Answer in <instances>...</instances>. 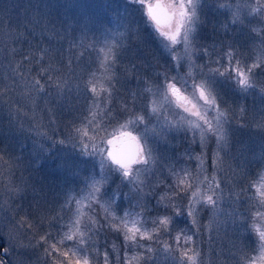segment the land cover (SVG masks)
<instances>
[{"label": "snow or ice", "instance_id": "6c2138e0", "mask_svg": "<svg viewBox=\"0 0 264 264\" xmlns=\"http://www.w3.org/2000/svg\"><path fill=\"white\" fill-rule=\"evenodd\" d=\"M127 2L130 6H139L145 27L156 34L162 47L172 55L177 67L180 66L181 60L187 59V73L184 76L160 73L162 76L160 83L143 89L150 97L147 104L148 114L145 115L143 111L135 109L137 93H132L131 107L127 102L121 103L120 110L128 113L127 118L118 126H112L111 121L115 117L111 105L118 83L116 65L119 62V49L124 45L122 41L115 39L110 43L106 42L99 49L98 69L90 72L88 79L84 81V90L91 94L92 99L87 115L83 116L79 123L69 122L65 126L66 131L61 133V138L55 139L57 128L52 127L56 124L52 110L47 109L49 118L45 124L43 116L38 112V100L53 87L58 96H63L65 91H72L69 87L72 61L68 60L66 76L51 61L44 63L45 58L50 55L48 49H40L31 54L19 53L21 59L15 63L10 61L8 64L10 74L5 72L0 75V106L6 105L10 115L15 113L17 119L21 114L27 116L28 112H25L24 108L26 105L30 106L29 111L34 123L28 131L40 137L41 141H52L54 145H70L74 149L79 148L82 155L98 157L101 174L99 178H91L87 190H82L79 197L69 196L66 199L61 206V212L64 208L69 209L71 214L67 220L59 214L51 218L39 215L41 208L39 200L36 201L38 219L27 213L18 215V209L13 208L12 200L25 189L13 181L15 168L18 167L14 158L0 149V226L8 220L10 239L16 241V246L21 250V257L27 250L41 247L48 264H99L95 237L104 228L123 237L124 254L121 264H154L159 252H163L172 264H218L211 258L212 250L208 253V258H204L196 237L200 235L202 228L209 234L218 230L221 222L217 217L222 211L219 204L225 198L222 183H225L232 185L229 188V195L234 197L236 203L245 198L249 189H254L252 197L248 199L252 221L248 228L256 235L255 248L249 251L248 245L233 243L234 250L230 251L231 264H264V170L248 185L240 186L239 191H234L235 177L239 174L230 165L227 170L225 169V159L221 153H226L231 145V125L235 123L238 128L248 126V109L243 105L237 107L228 105L219 91L221 80H226L234 83L241 93L258 91L264 97V86L256 81V70L264 69V0H216L218 9L230 13L232 25L244 24L247 17L260 18V27L251 29L261 41V47L256 51L251 63H248L244 55L231 45L216 60H211L212 53L207 48L197 49L196 36L203 24L201 10L204 0H127ZM3 4L4 0H0V5ZM24 12V19L17 20L15 25L11 22L7 9L0 14V32L11 44L16 43L19 37L24 35L19 29L23 28L30 35L44 19L42 13H33L29 16L28 9ZM5 17H8L7 23ZM134 23V20L130 21V24ZM223 27L227 29L228 25ZM120 35L123 36V33ZM177 45L182 46V54L177 53ZM4 47L7 48L10 57L14 58L18 54L17 49L9 43L6 42ZM197 51H203L204 55L210 58L209 64L195 63L193 55ZM79 55L82 56L83 52ZM212 64L216 66H210ZM0 67H3L2 61ZM135 67L133 64L131 69L126 68L125 71H131ZM76 88L79 89L78 84ZM151 116H156L158 122L161 117L163 118L159 131L155 126L150 129L154 136H161L166 130L192 134L191 143H199L201 151L196 154L186 152V155L189 160L197 161L196 169L193 171L187 167L179 169L170 167L168 177L171 178V183L157 181L152 185L154 189L163 186L157 203L163 205L165 210L171 209L172 215H158L149 220L145 218L146 209L139 203L137 204L141 209L139 212L125 210L122 216L117 215L113 207L117 197L104 200L102 189L112 173H118L121 182L126 181L137 194L143 193L149 186L147 178L153 174L159 161L155 149L147 139L149 129L146 120ZM251 121L254 128L264 132V109L254 112ZM141 125L145 126L144 133L134 135L133 130ZM49 129L52 135L49 134ZM213 140L215 142L211 156L213 172L209 176L205 167L206 149L208 143ZM37 149L38 153L49 150L43 142L37 145ZM229 171L232 173L231 177H228ZM217 172H225V177H218ZM5 193L8 194V198H4ZM185 199L186 204L183 203ZM203 208L210 209L213 215L209 223L202 226L199 216ZM7 212L11 215L5 216ZM184 213L195 231L180 229L173 234V216ZM226 215L233 218L232 222L235 223L234 218L238 213L233 209ZM45 219H49V222L56 219L64 222L61 230L55 235L47 231L40 234L37 239L38 229ZM209 239L211 240V235ZM153 244L158 247L154 248ZM0 248L4 252L9 251L8 248H3L2 241ZM112 250L117 253V261H121L115 243ZM102 255L103 264H112L107 250ZM0 264L3 262L0 261ZM21 264H24L23 259Z\"/></svg>", "mask_w": 264, "mask_h": 264}, {"label": "rangeland", "instance_id": "374dc122", "mask_svg": "<svg viewBox=\"0 0 264 264\" xmlns=\"http://www.w3.org/2000/svg\"><path fill=\"white\" fill-rule=\"evenodd\" d=\"M30 5H38L39 7H30ZM4 9H7L8 16L11 18L13 25L16 24L15 22H17V20L24 19L25 9H30L28 10L30 16L33 13H43L44 21L42 22L46 23L47 14H49L52 9L54 13L50 16L57 15L60 19V21L52 25L54 28H58L56 32L60 40L57 38L58 40H55L57 42L56 44L62 41V37L65 33L69 32L73 37L78 36L77 38L81 39L82 42L87 40L88 35H86V33L92 34V32L97 31V28L99 31L103 29V16L105 15L107 19L109 13L111 19L113 18L115 22L119 21V24L116 23L118 31L124 34L126 33L127 37L133 25H135L130 24L129 18L139 15L140 19L143 20L139 6H130L127 0H31L30 2L29 0H4V4L0 5V14H2ZM125 11L126 14L129 15V18L128 15L124 18L125 14L123 12ZM55 16L53 18H55ZM14 19L16 20L14 21ZM201 19L203 24L199 27L196 36L197 49L207 48L209 52L212 53L211 60H216L217 57L222 56L223 52L227 51L229 45H231L233 48L237 49L239 53L244 55L248 63H251L256 55V51L261 47L260 38L251 31L252 28L260 27L259 17H247L244 24L232 25L230 23V13L223 9H218L216 0H204V6L201 10ZM7 20L8 17H5L6 23ZM113 22L112 20V23ZM226 24L228 25L227 29L223 27ZM43 25L45 26V24L41 23V26ZM29 28H31V26H29ZM39 28L40 26H37L31 31L30 35L23 28L19 29L24 35L20 36L17 40L19 42L14 44H11L8 38L0 32V61L3 62V67H0V75L5 72L10 74L11 71V69L8 68L10 60L7 59L9 55L7 48L4 47L5 43L7 42L10 46L15 47L17 52L21 53L22 50L24 52L22 45H19L21 44L20 42L26 39H34ZM67 29L69 31H67ZM61 31L64 32V34ZM76 31L79 33L73 35ZM150 34H152L153 37L148 38L149 42L143 41L139 43L140 48L135 50L131 49L132 55L129 56L130 59L136 61L137 65L135 71L137 73V81L134 87H132V93H137L135 109L137 111H143L145 115L148 114L147 104L150 97L143 89L149 85L160 83L162 81V76L159 75L160 73L167 72L169 76H184L188 71L187 59L181 60L180 66L177 67L176 62L172 59V55L162 47L160 39L157 38L156 34L152 30ZM147 37L148 36L144 38ZM97 38L95 37L91 41L87 40L89 48L82 56L79 55L82 52L80 49V52H73L71 49L72 46H70L71 48L67 46L64 49L65 54H63L64 56L62 55L64 65L67 66L69 59L72 61V73L69 79V87L72 91H65L64 95L59 97L56 93V89L51 95L47 93L42 95V98L38 100V112L40 116H43V122L45 124H47L49 118L47 109L52 110V115L58 125L57 120L61 121L62 119L64 121L66 118L57 117L55 106H73L77 102V99L81 98L82 100L84 96L89 94V92L84 90V81L87 80L85 76L87 75L88 77L86 67L89 64L90 67L93 63L92 58L99 55V50L95 48L104 46L102 45V40L107 41V39L104 38ZM113 38H115V34L110 33L108 36L109 42H111ZM159 48L160 54L158 55ZM127 50L125 49V54ZM146 50H148V57L144 58V56H146ZM57 51H59V49H57ZM176 51L178 54H182V46L177 45ZM91 53L93 55L92 57L90 56ZM78 56L79 59H77ZM62 58L61 60H57L56 58L53 63L56 64L57 67L63 65ZM209 59L208 56L204 55L203 51H197L193 55V60L198 65L209 64ZM210 66L215 67L216 65L212 64ZM62 69L66 71L65 75H68V68ZM205 71H207V69H205ZM256 81L259 85L264 86V69L256 70ZM77 84L79 85V89L76 88ZM120 84L125 83L122 82ZM117 91L115 93L116 96L120 94ZM219 91L228 105L232 107L243 105L248 109V126L238 128L237 125L233 123L231 125V145L226 153H221L225 159V169L227 170L230 165L239 174L235 177L236 187L234 189V191H239L240 186L248 185V183L254 180L257 174L264 169V132L254 128L251 121L254 112L264 109V97H262L258 91H253L248 94L241 93L234 83L226 80H221ZM129 94L131 93L128 91V95H125L122 101L115 104V107L119 105L118 107L114 108L112 103L111 107H113L112 110L115 117V119L112 120V126H118L119 123H123L127 118L128 113L122 112L120 109L122 102H127L130 107L133 105L132 94L130 97ZM126 98L127 101L125 100ZM45 101H47V104H45ZM29 108L30 106L26 105V110L24 109V111L28 112V115L24 116L21 114L19 119H17L15 113L10 115L9 111H6V105L2 106V110L0 109V149L5 150L6 155H10L14 158V162L18 167L15 168L13 181L15 184L25 189L19 196H16L12 200V206L18 209V215L27 213L38 219L37 212L33 216L32 212H25L24 208L21 210V207H28V205L32 203L35 207L36 201L39 200L41 205L39 215L51 218L59 214L67 220L71 213L68 208H64L61 212V206L64 205L69 196L79 197L82 190H87V184L91 178H99L101 174L100 166L98 164V169L93 167L90 168V164L87 163V158L89 156L82 155L79 148L74 149L70 145H59L57 148L56 144L54 145L52 141H41L40 137L28 131L30 126L34 123ZM2 115H4V117H2ZM162 122L163 118L161 117L158 122L156 116H151L146 120L149 129L147 139L155 149L159 161L153 174L147 178L149 186L144 189V192L140 194L134 192L131 185H128L126 181L123 183L121 182L118 173L109 175L106 185L113 191V197H117L113 205L117 215L122 216L125 210L139 212L141 209L137 206L138 203L146 209L145 218L149 220L158 215H172L171 209L165 210L163 205L157 203L159 194L163 191V186L154 189L152 185L156 184L157 181L171 183V178L168 177V168L170 167L177 169L187 167L191 168L193 171L196 169L197 161L195 159L189 160L186 152H191L192 154L199 153L201 151L199 143L192 144V134L184 131L166 130L161 136H154L150 129L155 126L157 131H159ZM56 124L52 127L58 128ZM2 130H4L3 133ZM144 131L145 126L141 125L139 128L133 130V134L140 135L144 133ZM1 134H3L2 138ZM49 134L52 135L51 129H49ZM41 142L45 143L49 149L48 151L38 153L37 145ZM214 148L215 142L213 140L208 143L206 149L207 160L205 167L207 169L206 174L209 176L213 172L211 156ZM260 166H262L263 169L260 170ZM217 175L218 177H225V172H217ZM231 176L232 173L229 171L228 177ZM49 179L53 181L58 179L56 182H60L58 183L59 188H57V190L55 189V191L51 193V196L49 191L50 186L46 182ZM68 179L70 183H65ZM222 187L225 188V198L219 204V208L222 211L217 217L221 224L218 230L213 231L211 234L202 228L200 235L196 237V239L200 243L205 259L208 258V253L212 250L213 255L211 258L213 261L218 262V264H231L230 251L234 250L232 249L233 243H244L248 245L249 251L255 248L256 243L254 244V239L251 236L252 232L248 228L252 222L249 219L251 210L246 204L249 194L246 193L245 198L236 203L234 202V197H230L229 195V188H231L232 185L222 183ZM50 197L52 198V203L50 204L51 208L49 212H46L43 207V204H46L44 199L48 198L50 200ZM4 198H8L7 193H5ZM183 203L186 204L187 200L185 199ZM72 207L74 208V205H72ZM233 209H236L238 213L234 218L235 223L232 222L233 218L226 215V213H231ZM97 212L99 213L98 207ZM10 215V212L5 213V216ZM212 215L210 209L203 208L199 216L200 224L202 226L207 225ZM63 222L64 221L59 219L51 220V222H49V219H45L43 225L38 229L37 239L40 234L47 231H51L55 235L61 230ZM9 228L10 225L8 220H5L3 225L0 226V241L3 242V248L9 249L8 252L2 250L1 253L0 248V261H2L3 264H21L22 259L24 264H48L43 254V248L41 247L29 249L25 252L24 256L21 257V250L16 246V241L10 239ZM172 228L173 234L180 229H192L190 219L187 217L186 213L180 216H173ZM192 231H195V229H192ZM110 232L112 231L108 228H104L99 235L95 237V247L99 251V264H103L102 254L104 253V249H110L112 251L109 257L110 259L114 258V264H121L122 262L124 254L123 237L114 232H112L111 237ZM13 235H15V233H13ZM209 235H211V240L209 239ZM113 243L117 246L121 261H117V253L112 250ZM153 247L157 248L158 245L153 244ZM154 264H172V261L166 258L163 252H159Z\"/></svg>", "mask_w": 264, "mask_h": 264}, {"label": "trees", "instance_id": "16d2710c", "mask_svg": "<svg viewBox=\"0 0 264 264\" xmlns=\"http://www.w3.org/2000/svg\"><path fill=\"white\" fill-rule=\"evenodd\" d=\"M31 0H29L30 2ZM115 4V3H114ZM29 5V3H28ZM117 5V4H115ZM24 8V7H23ZM22 10V9H21ZM30 10V9H28ZM37 10V8H36ZM53 10L51 9L50 13L47 14V19H46V23L44 22H41L42 24H45V26H40L39 28V31L36 33V37L34 39H26L24 41H21L19 44L20 46L22 45V48H24V52L23 50L21 51V53H28V54H31L32 52H38L40 49H48L50 55L48 57L45 58V61L44 63L47 64L49 61H51L52 63L55 61V59L57 58V60H61L62 58V55L65 54V48L67 46H72V50L73 52H80L82 51L83 53L86 52V50L89 48L88 47V41H91L92 39H94L95 37H99V38H104V39H107V41H104L102 40V45H105V43H110L109 40H108V36L110 33H113L115 34V40H119V41H122L124 47L123 49H119V52H120V55L118 57V64L116 65V79L118 80V83L116 84V88H117V92L120 93L118 96L115 95V99L113 100V106L114 108L118 107L119 105H117L115 107V104H117L118 102L122 101V99L125 97V95H128V91L129 93L132 94L133 92V88L134 85L136 84L135 82L137 81V73L135 72L136 69H137V65H136V61L130 59L129 56H131L132 54V50L131 49H139L140 46H139V43L141 42H149L148 38H151L153 37L151 33V30L147 27H145L144 23L142 24V21L140 19V16L139 15H136V16H132L131 18H129V15L126 14V11L123 12L125 15H124V18L126 15H128V18L130 21L134 20L135 21V25H133V30L131 29V32H129V35L128 37L126 36V33L124 34L123 33V36H121L120 32L118 31V27L116 26V23L119 24V21H116L112 18L111 19V15L109 13V17L106 19V16L104 15L103 16V19H104V26H103V29L101 31L98 30L97 28V31L96 32H92V34H87L88 37H87V40H84L82 42L81 39L77 38L78 36H75L73 37L72 35H70V32L69 33H65L62 32L64 34V36L62 37V41H59L58 44H56L57 42L55 40H60L59 36H58V33L56 32L58 28H54L52 25L56 24L57 21H60V19L58 18V16L54 15L55 18H53L54 16H50L54 13V11L52 12ZM29 14V13H28ZM43 14V13H42ZM122 15V14H121ZM30 16V14H29ZM16 19H14L15 21ZM112 20L114 21L112 23ZM44 21V20H42ZM16 23V22H15ZM120 26V25H119ZM62 29V28H60ZM67 31H69L67 29ZM116 31H118L117 33H115ZM79 32L76 31L73 35H76L78 34ZM150 34V35H149ZM148 36L147 38H144ZM58 38V39H57ZM141 38V39H139ZM147 39V40H146ZM97 41H98V38H97ZM16 42H19V41H16ZM96 43V42H94ZM127 47H128V50H127ZM82 48V49H81ZM57 49H59V51H57ZM80 49V51H79ZM97 50H99L100 48H95ZM125 49L127 50L126 54H125ZM149 49V48H148ZM158 55L160 54V48L158 49ZM63 52V53H62ZM18 54L13 58V57H10L8 56L7 59H9L12 63H15L16 61H19L21 59V55L19 54L20 52H17ZM94 53H95V50H94ZM93 53V54H94ZM135 53V52H134ZM146 53V56H144V58H147L148 57V50L145 51ZM139 54V53H138ZM157 55V56H158ZM64 56V55H63ZM91 57L93 56L92 53L90 55ZM98 56L99 55H96L92 58L93 60V63L92 65L89 67V65L86 67L87 68V73L89 75L90 72H93V71H96L99 67V61H98ZM8 60V61H9ZM63 60V65L59 66V68L61 69V72L62 73H66V71H64L62 68H67L66 65H64V59L62 58ZM9 61V62H10ZM135 65V69H132L131 71H125V69H131V66L132 65ZM38 68V66H36ZM89 67V68H88ZM134 70V71H133ZM76 74H78L77 72H74ZM33 75H35V71L33 72ZM73 75V74H72ZM67 76V75H66ZM76 76V75H74ZM86 79H88L87 75L85 76ZM124 82L125 84H120ZM54 90L55 88H50L48 90V92H46L47 94L51 95L54 93ZM44 93V94H46ZM42 94V95H44ZM131 94H129V97L131 96ZM59 97V96H58ZM57 97V98H58ZM127 101V98L125 99ZM92 103V99H91V94L89 93L87 96H84L83 99L81 100V98L77 99V102L73 105V106H59V105H56L55 107V113H57V117H65L66 119L63 121L61 119L60 120H57L58 122V125L56 124V126H58V130L57 132L55 133L56 134H59V135H56L54 138L55 139H59L61 138V133L65 132L66 131V128L65 126L69 124V122L71 121H75L76 123H79L80 119L87 115V112H88V106ZM113 108V107H111ZM0 109L2 110V106H0ZM26 110V106L24 108ZM0 110V111H1ZM6 111H9L8 107L6 106ZM5 111V112H6ZM2 117H4V115H2ZM113 121H111L112 123ZM4 132V130H2V133ZM3 134H1V138H2ZM59 144H56V147L58 148ZM264 160V159H263ZM87 163L90 164V168H95V169H98V164H99V158L97 157H93V156H89L87 158ZM264 166V164H263ZM263 169L262 166H260V170ZM264 170V169H263ZM53 178V177H52ZM56 180L58 179H55L54 181L49 179L48 181H46L48 183V185L50 186V196H51V193H53L55 191V189L57 190V188H59V184L60 183L59 181L56 182ZM65 183H70L69 182V179L68 181H66ZM249 195H248V199L250 197H252L253 193H254V189H250L248 192H247ZM113 191L110 190V188L106 185L104 186L103 188V192H102V197L104 200H108L110 198L113 197ZM112 196V197H110ZM46 201V204L44 203L43 204V207L45 208L46 212H49L50 208H51V203H52V198L50 197V200L47 198V199H44ZM247 206L249 207V203L247 202L246 203ZM25 210V212H32L33 216L36 214L37 212V206L35 205L34 207V204H29L28 207H21V210ZM250 209V208H249ZM249 219L251 220V211H250V215H249ZM111 234V237H112V232H110ZM251 236L253 237L254 239V244L256 243V235L255 233H251ZM3 243V242H2ZM2 248H1V253H2ZM108 251L109 254H111V250L110 249H106ZM104 249V252L106 251ZM112 261V264H114V258L113 259H110Z\"/></svg>", "mask_w": 264, "mask_h": 264}]
</instances>
